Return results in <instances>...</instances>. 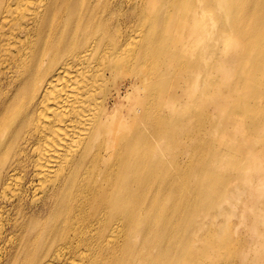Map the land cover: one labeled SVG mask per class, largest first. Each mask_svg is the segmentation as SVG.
Returning <instances> with one entry per match:
<instances>
[{
	"label": "bare ground",
	"instance_id": "6f19581e",
	"mask_svg": "<svg viewBox=\"0 0 264 264\" xmlns=\"http://www.w3.org/2000/svg\"><path fill=\"white\" fill-rule=\"evenodd\" d=\"M261 74L264 0H0V264H196L228 181L175 149Z\"/></svg>",
	"mask_w": 264,
	"mask_h": 264
},
{
	"label": "rangeland",
	"instance_id": "374dc122",
	"mask_svg": "<svg viewBox=\"0 0 264 264\" xmlns=\"http://www.w3.org/2000/svg\"><path fill=\"white\" fill-rule=\"evenodd\" d=\"M220 47L216 43L214 50ZM218 58L220 61L223 55H215V62ZM230 68L225 66L215 73L214 86L223 91H236L230 84L239 79L241 73L235 67ZM252 80L256 81V96L249 100L250 103L239 108L237 103L211 101L207 106L206 102L202 113L208 118L203 123L198 119L188 125L189 136L187 134L175 149L179 154L178 161L185 167L201 161L196 150L197 153L191 155L184 152L188 144L196 147L195 129L201 126L200 134L215 143L211 152L214 159L220 161V175L228 181L223 192L226 200L220 208H206L197 218L198 224L204 227L195 237L201 256L196 264H264V238L260 236L264 232V74L253 76ZM230 93L236 102L245 97L243 92ZM222 114L232 115L233 122L214 126L212 117L217 116L216 120L221 121L222 117L218 118ZM191 129L194 132H188ZM168 165L172 164L168 162ZM205 246L207 249H203Z\"/></svg>",
	"mask_w": 264,
	"mask_h": 264
}]
</instances>
